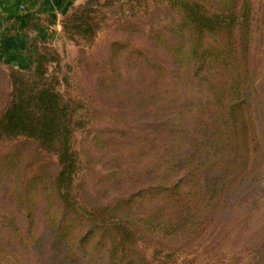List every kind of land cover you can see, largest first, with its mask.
Here are the masks:
<instances>
[{"label":"trees","instance_id":"1","mask_svg":"<svg viewBox=\"0 0 264 264\" xmlns=\"http://www.w3.org/2000/svg\"><path fill=\"white\" fill-rule=\"evenodd\" d=\"M180 1L172 29L179 39H164V63H154L149 50L128 42L111 45L112 67L127 62L131 84L139 82L135 96L147 93L145 106L164 99L158 123L164 136L155 137L162 140L156 145L161 151H149L142 169L114 177L107 188L119 178L127 180L126 187L137 178L149 182L110 201L92 198L84 204L73 193L78 161L70 143L72 110L49 74L45 46H35L32 74L9 68L19 77L10 76L0 139H33L55 154L58 169L37 161L27 177L17 149L0 162V264H32L34 257L36 264H162L163 248L170 254L197 238L255 174L263 148L249 99L253 75L247 51L233 34L248 21V0L240 6L237 0H217L213 14L200 0ZM83 6L67 13L63 30L72 22L81 35L94 32L86 14L90 7ZM142 244H154L151 258Z\"/></svg>","mask_w":264,"mask_h":264},{"label":"rangeland","instance_id":"2","mask_svg":"<svg viewBox=\"0 0 264 264\" xmlns=\"http://www.w3.org/2000/svg\"><path fill=\"white\" fill-rule=\"evenodd\" d=\"M200 1L211 14L219 11L217 0ZM237 1L240 6L242 0ZM180 2L78 0L68 14L80 10L77 7L81 5L85 8L89 5L90 12L86 14L92 18L94 32L81 35L71 22L68 29H61L51 46L42 48L49 59V74L56 77L57 88L72 110L70 143L78 161L72 189L84 204L92 198L110 201L126 189L149 182L148 178H137L129 183L132 187H126L127 180L122 178L132 177L131 173L142 169L140 164L148 163L150 152L161 151L156 145H161L162 140L155 141V137L164 136L158 132L163 112L159 109L164 99L157 97L156 103L145 106L149 96L147 93L135 96L133 91L138 89L139 82L131 84V66L122 62L113 66L117 70L112 71L109 52L114 42L125 41L137 49L149 50L148 56L154 63H164L168 59L162 49L164 39L173 42L179 39L172 29L181 15ZM244 13L248 21L240 30L237 26L233 34L247 51L253 75L249 99L258 141L263 148L262 158L246 186L197 238L174 247L170 254H166L167 248L162 249L159 260L162 264H264V0H248ZM15 75L14 71L0 67V110L11 95L9 80ZM102 80L105 81L103 86ZM116 82L119 87L113 84ZM14 149L21 152L26 162L23 170L27 177L32 173V164L37 161L50 162L54 170L58 169L55 154L40 148L24 135L0 139V162L9 161L5 154ZM120 176L118 184L107 188L114 184V177ZM142 245L151 258L154 244ZM36 260L34 257L32 264H36ZM47 262L43 260L37 264Z\"/></svg>","mask_w":264,"mask_h":264},{"label":"crops","instance_id":"3","mask_svg":"<svg viewBox=\"0 0 264 264\" xmlns=\"http://www.w3.org/2000/svg\"><path fill=\"white\" fill-rule=\"evenodd\" d=\"M78 0H0V67L30 70L35 46H51Z\"/></svg>","mask_w":264,"mask_h":264}]
</instances>
